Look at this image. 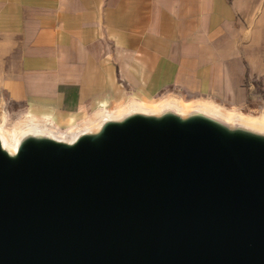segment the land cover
Segmentation results:
<instances>
[{"label": "water", "instance_id": "1", "mask_svg": "<svg viewBox=\"0 0 264 264\" xmlns=\"http://www.w3.org/2000/svg\"><path fill=\"white\" fill-rule=\"evenodd\" d=\"M0 150V264H264V136L132 115Z\"/></svg>", "mask_w": 264, "mask_h": 264}, {"label": "crops", "instance_id": "2", "mask_svg": "<svg viewBox=\"0 0 264 264\" xmlns=\"http://www.w3.org/2000/svg\"><path fill=\"white\" fill-rule=\"evenodd\" d=\"M258 13L264 0H0V125L20 113L57 128L170 87L241 123Z\"/></svg>", "mask_w": 264, "mask_h": 264}, {"label": "rangeland", "instance_id": "3", "mask_svg": "<svg viewBox=\"0 0 264 264\" xmlns=\"http://www.w3.org/2000/svg\"><path fill=\"white\" fill-rule=\"evenodd\" d=\"M247 36L245 38V42L247 45V55L249 57L251 66L255 70L253 77L250 80V84L252 87L250 88L252 94L254 95V98H252L251 102L249 103L248 107L242 111L244 116H248L249 118H255L258 119L260 117L264 118V88L263 84L261 82L262 75L264 74V13H258V17L256 19V23L254 26L250 27L248 31L246 32ZM103 53V50H102ZM125 98L120 100L116 105H113L111 107L107 108H98V110L92 111L91 113H87L85 115H82L79 119H76L72 122H67L66 124L62 126H58L57 128H51L54 131H64L68 128H73L74 131L79 130L82 128V126H89L91 123H95L99 121L98 119V113H100L101 109L105 112H111V111H117L120 109H126V106L133 104V103H140V102H146V106L153 107L157 105L158 103H163L164 101L168 100L169 105H162V112L158 118L160 120L168 118V117H176L180 120H190L194 118H204L211 121H214L216 123L222 124L224 127L232 130V129H240L245 130L247 132V129H245V126H243L238 120L236 121V118L238 116V111L234 108L232 109H225L224 111L220 112L221 114L226 112H232L234 115V119L232 123L225 122L219 114H212L205 112L201 107L203 104H212V101L207 98H201V97H192L190 95H184L177 89L170 87L167 88L161 92H158L156 95H153L149 98H138L134 97L130 94H127ZM183 104L187 107L186 113L177 112L176 114L173 113L175 109H180V104ZM213 105V104H212ZM199 107V108H198ZM234 111V112H233ZM200 113V114H199ZM127 115V116H126ZM132 115H138V113L135 112H128L121 116V120L126 119L129 116ZM23 116L17 114V117H14V119H8V123H4L2 125V128L7 131L9 130H17L18 127L21 126V121H23ZM149 116V115H148ZM251 116V117H250ZM4 117H6L4 115ZM3 117V118H4ZM154 118V116H149ZM89 118V119H88ZM107 121L110 120H103L100 124L98 122V125L93 127L90 131L83 132L79 134L73 142H75L77 139L84 135H92L97 132H99ZM2 121H0V124ZM77 125V126H76ZM99 129V130H98ZM97 131V132H96ZM256 135H259V132H251ZM36 138H47L53 141H56L52 137H46L42 135H36ZM64 144H72V141H68L67 139L64 141H56ZM11 154V153H10Z\"/></svg>", "mask_w": 264, "mask_h": 264}, {"label": "bare ground", "instance_id": "4", "mask_svg": "<svg viewBox=\"0 0 264 264\" xmlns=\"http://www.w3.org/2000/svg\"><path fill=\"white\" fill-rule=\"evenodd\" d=\"M169 104H170L169 101L166 100L163 103H158L157 105L153 107H148L146 106V104L140 102V103L130 104L126 106V109H120L117 111L105 112L104 110L101 109L100 110L101 112L98 113L99 121L95 123H91L89 126H82L81 129L76 130V131H74V129L71 127L69 130H67L64 133L54 131L50 127H47L45 123H39L38 121H35L32 119H28L27 121H25L20 127H18L17 130L7 131L6 129L4 130L2 126L0 125V150L1 151L5 150L7 156L13 157L11 156L12 154L10 153L14 152L19 139L23 136L28 137V139H36L35 137L36 135H42L46 137H52L56 141H64L67 139L68 141L73 142L79 134L90 131L93 127L98 125V122L100 124L103 120H110L112 122L120 121L121 116L128 112H135L143 117H146L148 115L158 117L160 113L162 112V109H163L162 105L168 106ZM201 108L207 113L219 114V116L227 123L233 122L234 115L232 112L228 111L224 114L223 113L221 114L218 111V109L212 104H203ZM186 109L187 107L183 103V104H180L179 110L175 109L172 112L175 114L177 112L186 113L187 112ZM240 120H241L242 125L245 126V128L251 131H254V132H259L260 133L259 135L264 136V118L263 117H260L258 119L246 117V118H240Z\"/></svg>", "mask_w": 264, "mask_h": 264}]
</instances>
